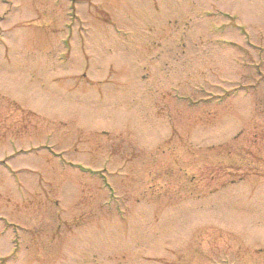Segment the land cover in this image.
I'll use <instances>...</instances> for the list:
<instances>
[{
    "label": "rangeland",
    "instance_id": "rangeland-1",
    "mask_svg": "<svg viewBox=\"0 0 264 264\" xmlns=\"http://www.w3.org/2000/svg\"><path fill=\"white\" fill-rule=\"evenodd\" d=\"M0 264H264V0H0Z\"/></svg>",
    "mask_w": 264,
    "mask_h": 264
}]
</instances>
